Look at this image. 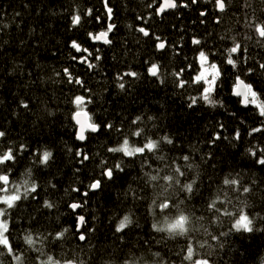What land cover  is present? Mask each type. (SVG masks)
<instances>
[{
  "label": "trees",
  "instance_id": "16d2710c",
  "mask_svg": "<svg viewBox=\"0 0 264 264\" xmlns=\"http://www.w3.org/2000/svg\"><path fill=\"white\" fill-rule=\"evenodd\" d=\"M176 1V8L159 16L160 0H0V131L5 133L0 154L11 148L15 157L0 165V175L15 186L24 187L27 180V187L35 183L37 189L22 192L21 200L6 208L7 235L23 264H42L49 256L77 264H192L184 259L189 244L195 259L210 264H264V165L257 162L264 157V117L233 93L236 77L247 78L264 101V38L255 31L264 24V0H225L221 13L215 0ZM75 15L81 22L74 26ZM109 24L115 25L111 43L89 36ZM73 41L91 55L77 52ZM160 41L166 42L162 50ZM236 43L241 49L233 68L222 51ZM212 49L221 71L212 93L215 106L200 98L202 85L193 83L199 53ZM244 62L251 70L247 76ZM153 64L159 67L156 76L149 72ZM131 72L137 75H125ZM77 96L85 98L82 109L100 126L86 132L85 141L76 138ZM191 98L197 102L190 107ZM137 130L145 135L132 136ZM124 138L136 146L156 140L159 150L131 158L108 151ZM43 151L53 154L48 164L39 161ZM78 152L89 159L81 163ZM118 163L123 172L115 169ZM175 167L185 173L176 177L180 185L148 178L173 174ZM106 168L114 170L111 180L102 174ZM225 178L239 184L224 185ZM95 180L101 187L92 190ZM185 183H193L192 193L180 190ZM165 199L183 201L180 208L191 220L188 235L172 237L152 227H163L166 214L169 219L177 214L175 208L166 214L154 210L153 200ZM213 201L218 212L209 208ZM72 203L81 207L73 210ZM225 210L235 215L226 216ZM241 211L253 221L252 232L233 228ZM126 215L132 223L117 231ZM28 235L36 241L32 246L24 240ZM0 251L3 264H17Z\"/></svg>",
  "mask_w": 264,
  "mask_h": 264
},
{
  "label": "snow or ice",
  "instance_id": "6c2138e0",
  "mask_svg": "<svg viewBox=\"0 0 264 264\" xmlns=\"http://www.w3.org/2000/svg\"><path fill=\"white\" fill-rule=\"evenodd\" d=\"M197 0H192V3H196ZM105 3H107V0H105ZM215 3L220 11L225 10L226 4L225 0H215ZM184 7H187V4L183 5ZM177 7V4L175 0H163L162 5L158 8V14L163 13L166 9H174ZM109 17H111L112 9H107ZM89 14H91L89 10ZM201 15H204V13H201ZM99 19V18H97ZM73 25H79L81 22V17L79 15H75L72 18ZM114 24H109L106 31H102L96 35H93L89 33V36L94 41H102L105 44L111 43V41L108 39L109 33L114 29ZM140 32H142L145 36H148L149 33L144 29L140 28ZM255 31L256 33L261 37L264 38V24H257L255 25ZM159 39V38H157ZM193 43L199 44V40H193ZM72 48H74L77 52L83 51L88 53V55H91V53L88 51L87 48H82V46L77 43L76 41H73L71 44ZM158 47L160 49H163L165 47V44L161 42ZM241 45L239 43L234 44L231 48L228 49V56L226 58V63L228 65H231L233 68L237 66V61L233 59V54H236L240 51ZM75 59V57H74ZM96 59H100L99 56L96 57ZM87 62V56L81 58V63ZM199 62L201 66V71L199 74L194 78L193 83L201 84L202 85V93H201V99H203L205 102H207L210 105L215 106L217 101H215L212 98V93L215 91L217 87V81L221 77V71L220 68L215 63H209V57L206 55L203 51L199 53ZM207 65V66H206ZM88 66L94 67L93 64L89 63ZM261 68H264V64L260 65ZM65 72L67 73L68 70L65 69ZM149 72L152 76L158 75L159 67L158 65L153 64L152 67L149 69ZM125 75H130L135 77L137 73L131 72L126 73ZM69 82H71V76L69 74ZM76 83H82L79 79L76 80ZM120 88H124V84L121 83ZM180 87H184V82H181ZM234 95L237 97H242L241 103L245 106H248L249 104L254 105L258 111L259 115L261 117H264V101H260L258 97V93L253 90V86L251 84L245 83L243 80L240 79L239 76L236 77V83L234 85ZM84 97L77 96L75 98L74 103L77 105L78 108H80L79 111L75 113L74 119L76 120L77 125H79L78 128V134L77 139L80 141H85L87 139L86 132H97L100 129V126L96 123L91 122V118L88 116L86 112L83 111L82 105L84 103ZM197 102L196 98H191V104L190 107ZM27 107V105H24ZM82 117H84L82 119ZM140 120V117H137L135 121H133V124H136V121ZM107 127L111 129L113 126L111 124H108ZM253 132H260L262 129L255 128L252 130ZM5 133L3 131H0V137H3ZM134 137H143L145 134L143 130H137L131 133ZM237 139H239V133H237L236 136ZM168 144H172L173 141L167 137L163 138ZM216 139H219V136L216 137ZM214 142V141H213ZM159 142L156 140L146 139L143 143H141L139 146H132L130 144V140L128 138H124L122 142L119 143L116 147H111L108 149L109 152L112 153H121L125 157H136V156H144L146 153H155L157 152ZM253 155H256L255 152L252 153ZM52 153L50 151H43L42 154L39 156V161L41 164H48L52 157ZM77 155H83V159L81 160V163H83L85 160H88L89 157L87 154H82L80 152L77 153ZM15 157L13 155V151L11 148H9L6 152L3 154H0V165H4L10 161H14ZM159 160L163 161L164 157L159 156ZM183 159L187 161L189 159L188 156H184ZM260 165H264V157L259 158L257 161ZM165 167H170L169 165H165ZM115 169H118L119 171L123 172L124 168L121 167V165L118 163L115 165ZM173 174H165L164 176L159 175H149L148 178L151 181H158V180H166L168 182V186L172 185H180L181 181L177 179V176H184L185 173L181 170L180 167H175L172 169ZM104 176H106L109 180L113 178L114 170L113 168H106L105 171L102 173ZM148 175V174H146ZM0 183L4 185V187H0V192L8 193V187L9 184V176L8 175H0ZM194 183V182H193ZM193 183H185L181 186V191H186L187 193L193 192ZM224 185L229 186H236L239 184V181L236 179H228L225 178L223 180ZM28 181H24V187L25 192L24 195L26 196L29 192H35L36 184L33 183L31 187H27ZM90 189L96 190L101 187V181L95 180L92 184L89 185ZM78 191V189H75ZM244 192H248V188L243 189ZM85 196H87V192L84 193ZM21 200V193L19 191V188L16 189L15 194L12 195H3L0 196V204L6 205L7 209L13 208L15 205V202ZM180 203H183V201L179 203H173L169 199H165L160 201L159 203L156 202V200H153V208L154 210H159L160 213H168L170 208H175L177 214L175 216H172L171 219H169V216L166 214L164 216L163 221V227L158 226V224L154 223L152 227L157 232H167L169 236L176 237V236H186L190 233V215H186L185 211L180 208ZM45 207L51 208L53 205L51 203L46 202ZM70 207L75 210L79 207H81L80 204L72 203ZM210 209H215L217 212L219 209H216L215 201H213L211 204H209ZM226 216L235 215V213L228 212L225 210L223 213ZM6 215V208H0V249H3L6 251L8 255H12L17 260V264H23L22 257L17 256L14 252L13 245L10 242L9 235L7 233L9 232V221L7 219H3ZM202 219V218H201ZM79 223L82 225L84 223V217H79ZM132 221L129 216H124L123 220L119 223L117 227V231H122L125 229L129 224H131ZM252 223L253 221L249 218L247 214H245L243 211L240 212L238 219L235 220V223L233 225V228L236 231H246V232H252ZM65 232H67V229H65L63 232H60L57 234V239L63 238ZM221 235H227V233H221ZM85 235L81 234L79 236V239L81 241L85 240ZM212 239H219L217 236H213ZM25 242L32 246L36 243V241L33 239L32 235H28L24 237ZM223 246L222 244L220 245ZM203 247V245H201ZM4 252L0 251V255H3ZM158 255V254H157ZM185 260L191 261L192 264H210V261L208 259H195L194 258V248L191 244L187 247V255L184 257ZM0 264H3L2 261H0ZM42 264H61V261L55 260L52 256H49L46 261L42 262ZM63 264H77L75 260L68 259L63 261Z\"/></svg>",
  "mask_w": 264,
  "mask_h": 264
},
{
  "label": "flooded vegetation",
  "instance_id": "af4514ba",
  "mask_svg": "<svg viewBox=\"0 0 264 264\" xmlns=\"http://www.w3.org/2000/svg\"><path fill=\"white\" fill-rule=\"evenodd\" d=\"M218 11H217V8H216V13H217ZM212 51L213 52H204L206 55H208V57H209V63H215V64H217V66L219 67V62H218V59L216 58V56L217 55H215L216 54V51L215 50H213L212 49ZM225 52V53H224ZM226 54L225 56H228V51L226 50V51H222V54ZM237 54V53H236ZM235 54V55H236ZM233 59H234V55H233ZM243 59V58H242ZM207 66V65H206ZM243 69L245 70L246 69V73H244L245 74V76H247V75H249L250 73H251V70L250 69H248L249 67H248V65H246L245 64V62L243 63ZM220 68V67H219ZM200 71H201V68H200ZM247 84H251L249 81H247V78L244 80ZM252 85V84H251ZM253 90H254V86H253ZM255 91V90H254Z\"/></svg>",
  "mask_w": 264,
  "mask_h": 264
},
{
  "label": "water",
  "instance_id": "95a60500",
  "mask_svg": "<svg viewBox=\"0 0 264 264\" xmlns=\"http://www.w3.org/2000/svg\"><path fill=\"white\" fill-rule=\"evenodd\" d=\"M175 2H176V4H177V1L175 0ZM162 3H163V0H160V4H159V6L157 7V14H158V8L162 5ZM216 8H217V11L218 12H222V11H220L219 9H218V7H217V5H216ZM169 10H171V9H166L163 13H165V12H167V11H169ZM224 11V10H223ZM163 13H159L158 15L159 16H161ZM100 33V32H99ZM93 34V33H92ZM98 34V33H97ZM93 35H96V34H93ZM95 42H102V41H95ZM161 42H163L165 45H166V42L165 41H160L159 43H158V45L161 43ZM158 49H160L159 47H158ZM164 49V48H163ZM162 50V49H161ZM241 80H243L242 78H240ZM244 81V80H243ZM245 82V81H244ZM246 83V82H245ZM233 93H234V88H233ZM240 98H242V97H240ZM80 110V109H79ZM79 110H77V111H79ZM76 111V112H77ZM83 111L84 112H86L87 114H88V112L85 110V109H83ZM75 112V113H76ZM74 116H75V114H74ZM73 116V117H74ZM84 117H82V119H83ZM74 121H75V123H76V120L74 119ZM76 125H77V123H76ZM78 128H79V125H77V134H78ZM77 138V137H76ZM80 217V216H79ZM83 225V224H82ZM82 225L79 223V218H78V231H81V229H82Z\"/></svg>",
  "mask_w": 264,
  "mask_h": 264
},
{
  "label": "rangeland",
  "instance_id": "374dc122",
  "mask_svg": "<svg viewBox=\"0 0 264 264\" xmlns=\"http://www.w3.org/2000/svg\"><path fill=\"white\" fill-rule=\"evenodd\" d=\"M233 55H235V54H233ZM200 68H201V66H200ZM132 146H136V145H132ZM3 187H4V186H3ZM7 187H8V193H3V192H2V194H1L0 196L6 195V194H7V195L15 194L17 188H19L20 193H22V192L25 191V189H24V187H22V185H17V184H16V186H15V184H11V183H9V184L7 185ZM0 208H7V206H6V205H3V204H0ZM3 219H5V217H4ZM201 259H202V258H201ZM61 264H63V263H61Z\"/></svg>",
  "mask_w": 264,
  "mask_h": 264
},
{
  "label": "bare ground",
  "instance_id": "6f19581e",
  "mask_svg": "<svg viewBox=\"0 0 264 264\" xmlns=\"http://www.w3.org/2000/svg\"><path fill=\"white\" fill-rule=\"evenodd\" d=\"M202 13H204L205 14V12H202ZM218 20V19H217ZM207 52H209V51H207Z\"/></svg>",
  "mask_w": 264,
  "mask_h": 264
}]
</instances>
